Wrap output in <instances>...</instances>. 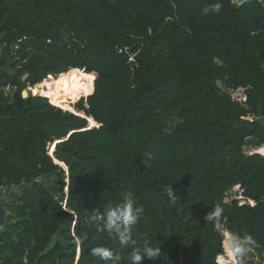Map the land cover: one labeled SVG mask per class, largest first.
<instances>
[{
	"label": "trees",
	"instance_id": "1",
	"mask_svg": "<svg viewBox=\"0 0 264 264\" xmlns=\"http://www.w3.org/2000/svg\"><path fill=\"white\" fill-rule=\"evenodd\" d=\"M233 3L0 0V186H23L0 203V264H129L92 220L128 192L145 209L134 238L161 248L142 264H215L222 228L264 262V0ZM47 76L53 105L28 91Z\"/></svg>",
	"mask_w": 264,
	"mask_h": 264
},
{
	"label": "clouds",
	"instance_id": "2",
	"mask_svg": "<svg viewBox=\"0 0 264 264\" xmlns=\"http://www.w3.org/2000/svg\"><path fill=\"white\" fill-rule=\"evenodd\" d=\"M222 5L220 2L205 5L200 10L201 15H208L209 12L218 13ZM184 123L183 117H173L169 122V134L180 124ZM146 159L142 163L147 164L148 161L153 159L151 152L145 153ZM164 191L171 202H175L177 196L173 186H166ZM145 212L144 206L138 204L134 199L131 192L123 195L122 203L116 207L109 208L101 217H92L94 223L99 227V230L106 233L107 236L113 241L118 242L121 247L132 246V251L128 257L129 264H142V261L147 258L148 260H155L161 255V248L155 247L147 234L144 235L143 243L138 244L137 239L134 238L135 226L141 222ZM224 209L221 205L213 206L212 210L205 216L207 223H213L219 227L220 220ZM255 240L248 235L240 237L232 234L227 237L225 244L233 257V264H246L248 254L251 251L250 246L255 245ZM92 255L98 256L104 260L113 257V251L109 247H95L92 249Z\"/></svg>",
	"mask_w": 264,
	"mask_h": 264
},
{
	"label": "rangeland",
	"instance_id": "3",
	"mask_svg": "<svg viewBox=\"0 0 264 264\" xmlns=\"http://www.w3.org/2000/svg\"><path fill=\"white\" fill-rule=\"evenodd\" d=\"M239 1H241V0H234V3H238ZM74 77H76V79H77V82L78 83H81V84H83V85H86L87 87H88V92L90 91V85H89V79L88 78H86V77H84V76H80V75H77V74H72ZM94 75V74H93ZM54 79H55V77H53ZM41 85V86H40ZM41 87V88H40ZM35 88H37L38 89V93L39 94H41V95H43L44 96V94H43V92L44 93H46V94H49V96L53 99L52 101H56V97L54 96V95H52V94H50V93H47L46 92V88H44V82L42 83V84H39V85H36V86H34V87H32V88H30V89H28V91H30L31 92V89L33 90V89H35ZM32 93V92H31ZM85 96H82V97H80V98H84ZM47 98H48V96H47ZM79 98V99H80ZM78 98H76V99H69L68 100V104H69V106H70V108L72 109V111H70V112H74V113H77L75 110H74V107H73V105L76 103L75 101L77 100ZM48 101H49V103H51V100L48 98ZM75 102V103H74ZM74 103V104H73ZM52 104V103H51ZM53 105V104H52ZM58 108H61V107H59V106H57ZM61 109H63V108H61ZM64 110V109H63ZM66 111H69V110H66ZM264 147H261V148H259V149H253L252 151H259L260 149H263ZM261 153L263 152L262 150L260 151ZM41 181L42 182H44V183H46V184H50L51 183V181H48V182H46L44 179H41ZM19 189H15V187L14 188H12V187H8V186H0V193H1V195L3 196V195H9L10 196V199L11 198H15V196H17V194H18V191ZM230 196H232V198L233 199H236V198H238V199H240L241 198V196H239L237 193H236V188L232 191V193H230ZM16 199V198H15ZM7 202H9V201H7ZM11 203V202H10ZM0 230H1V228H0ZM223 238H224V234H223ZM77 252H78V250H77ZM77 257V256H76Z\"/></svg>",
	"mask_w": 264,
	"mask_h": 264
},
{
	"label": "built area",
	"instance_id": "4",
	"mask_svg": "<svg viewBox=\"0 0 264 264\" xmlns=\"http://www.w3.org/2000/svg\"><path fill=\"white\" fill-rule=\"evenodd\" d=\"M51 79H53L52 76H47V78L43 82L50 81ZM231 96H232V98H234L238 102H245V100H246V97L244 96L242 89H237V90L232 91ZM261 150L263 151L262 153L260 152ZM254 152L259 153L262 156H264V148L260 149L259 151H254ZM227 233L228 232L222 228V234H224V238H223V242H222L223 250L221 253H219L215 257V264H233V257L231 256L228 249L224 245V241H225V237H226ZM256 264H264V262L258 261Z\"/></svg>",
	"mask_w": 264,
	"mask_h": 264
},
{
	"label": "crops",
	"instance_id": "5",
	"mask_svg": "<svg viewBox=\"0 0 264 264\" xmlns=\"http://www.w3.org/2000/svg\"><path fill=\"white\" fill-rule=\"evenodd\" d=\"M22 187L23 186H19V187H15V189L17 188V189H19L18 191L20 192V190L22 189ZM12 188H14V187H12ZM18 192V193H19ZM17 196H18V194H17ZM17 196H15V198H11L10 199V196L9 195H1V193H0V203H4V202H7V201H10V202H17Z\"/></svg>",
	"mask_w": 264,
	"mask_h": 264
},
{
	"label": "water",
	"instance_id": "6",
	"mask_svg": "<svg viewBox=\"0 0 264 264\" xmlns=\"http://www.w3.org/2000/svg\"><path fill=\"white\" fill-rule=\"evenodd\" d=\"M232 7L233 8L235 7V4L234 3L232 4ZM94 79H95V77H94ZM93 83H94V80H93ZM218 86L221 87V84L219 83ZM31 92H32V95H36L37 94V92L35 91V89H33V90L31 89ZM22 96L23 97H26L27 96L26 91L22 92ZM44 96L47 97L46 95H44ZM50 155H51V153H50ZM66 192H67V190H66ZM78 255H79V249H78V252H77L76 260L78 259Z\"/></svg>",
	"mask_w": 264,
	"mask_h": 264
},
{
	"label": "bare ground",
	"instance_id": "7",
	"mask_svg": "<svg viewBox=\"0 0 264 264\" xmlns=\"http://www.w3.org/2000/svg\"><path fill=\"white\" fill-rule=\"evenodd\" d=\"M72 74H73V73H72ZM40 86H41V85H40ZM40 88H41V87H40ZM35 91H36V92H38V89H37V88H35ZM37 94H38V93H37ZM51 151H52V150H51ZM228 236H230V234H229V233H227V234H226L225 241H226V239H227V237H228ZM225 241H224V245H225ZM225 247H226V246H225ZM226 248H227V247H226Z\"/></svg>",
	"mask_w": 264,
	"mask_h": 264
}]
</instances>
